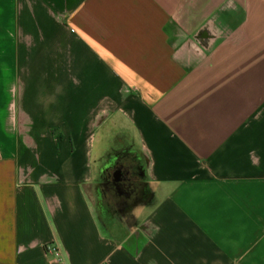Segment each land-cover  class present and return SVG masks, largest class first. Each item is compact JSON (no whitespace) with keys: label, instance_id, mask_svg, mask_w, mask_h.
<instances>
[{"label":"crops","instance_id":"crops-1","mask_svg":"<svg viewBox=\"0 0 264 264\" xmlns=\"http://www.w3.org/2000/svg\"><path fill=\"white\" fill-rule=\"evenodd\" d=\"M0 264H264V0H0Z\"/></svg>","mask_w":264,"mask_h":264},{"label":"flooded vegetation","instance_id":"flooded-vegetation-1","mask_svg":"<svg viewBox=\"0 0 264 264\" xmlns=\"http://www.w3.org/2000/svg\"><path fill=\"white\" fill-rule=\"evenodd\" d=\"M119 169L120 170H122L125 174H126V188L130 185L131 187H132V177H131V174H130V172H129V170H130V167H128V166H126L125 168L123 167V166H119ZM124 174V175H125ZM123 178H124V176H123ZM129 186V187H130Z\"/></svg>","mask_w":264,"mask_h":264},{"label":"built area","instance_id":"built-area-1","mask_svg":"<svg viewBox=\"0 0 264 264\" xmlns=\"http://www.w3.org/2000/svg\"><path fill=\"white\" fill-rule=\"evenodd\" d=\"M48 248H49V252H50V251H53L54 254L56 255V257L58 258V256H59V252H58V251H54L52 247H48Z\"/></svg>","mask_w":264,"mask_h":264}]
</instances>
